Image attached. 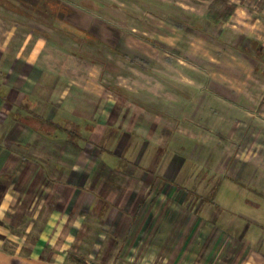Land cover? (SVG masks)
<instances>
[{
    "label": "crops",
    "instance_id": "crops-1",
    "mask_svg": "<svg viewBox=\"0 0 264 264\" xmlns=\"http://www.w3.org/2000/svg\"><path fill=\"white\" fill-rule=\"evenodd\" d=\"M55 1L0 0L14 12L0 16V264H196L153 260L145 243L153 212L131 185L162 177L160 146L136 124L155 115L165 132L199 106L238 128L263 72L264 0H228L217 24L213 0ZM97 55L142 58L155 80L103 86Z\"/></svg>",
    "mask_w": 264,
    "mask_h": 264
},
{
    "label": "rangeland",
    "instance_id": "rangeland-1",
    "mask_svg": "<svg viewBox=\"0 0 264 264\" xmlns=\"http://www.w3.org/2000/svg\"><path fill=\"white\" fill-rule=\"evenodd\" d=\"M13 14L0 9L8 23ZM95 58L103 67V86L129 81L140 87V82L155 80L146 71L155 65L142 58ZM90 59L94 61L92 56ZM259 66L263 72L254 74L238 128L223 130L219 123L206 119L207 107L202 112L199 106L188 115L181 109L174 120L165 119L170 128L165 132L155 128V115L137 122L136 129L147 135L145 141L160 146L149 158L154 162L159 158L163 178L155 186L135 180L131 185L144 197V208L153 212L143 221L155 229L145 242L154 248L153 260H197L196 264L264 260V61ZM73 70L70 77L76 79ZM136 95L141 96L140 92ZM148 107L156 110L155 105ZM235 115L226 114L233 126ZM78 254L82 256L81 250ZM84 257L89 260L87 254Z\"/></svg>",
    "mask_w": 264,
    "mask_h": 264
},
{
    "label": "trees",
    "instance_id": "trees-1",
    "mask_svg": "<svg viewBox=\"0 0 264 264\" xmlns=\"http://www.w3.org/2000/svg\"><path fill=\"white\" fill-rule=\"evenodd\" d=\"M228 0H213L212 4L209 7L208 13H207V18L208 20L213 23L217 24L220 22H226L229 20L232 12H233V6L226 5V2ZM258 65H256V68L259 67V64L261 63V59L264 58H259L255 57L254 58ZM264 60H262L263 62Z\"/></svg>",
    "mask_w": 264,
    "mask_h": 264
}]
</instances>
